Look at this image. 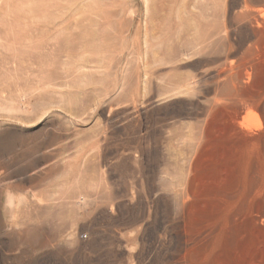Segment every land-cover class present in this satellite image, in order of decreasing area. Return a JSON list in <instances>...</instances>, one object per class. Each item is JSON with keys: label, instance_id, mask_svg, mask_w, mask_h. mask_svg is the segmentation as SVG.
Here are the masks:
<instances>
[{"label": "rangeland", "instance_id": "obj_1", "mask_svg": "<svg viewBox=\"0 0 264 264\" xmlns=\"http://www.w3.org/2000/svg\"><path fill=\"white\" fill-rule=\"evenodd\" d=\"M262 8L0 0V264H264Z\"/></svg>", "mask_w": 264, "mask_h": 264}, {"label": "bare ground", "instance_id": "obj_2", "mask_svg": "<svg viewBox=\"0 0 264 264\" xmlns=\"http://www.w3.org/2000/svg\"><path fill=\"white\" fill-rule=\"evenodd\" d=\"M246 5H247V3H246ZM262 9H264V8H262ZM240 13V12H239ZM258 14V13H257ZM241 14H239V16H240ZM251 15V14H250ZM262 15V14H261ZM236 16H238V14L236 15ZM248 16V15H247ZM241 17V16H240ZM243 18V17H242ZM245 18V17H244ZM261 18V17H260ZM262 18H264L263 16H262ZM236 21H237V19H235ZM243 20V19H242ZM252 20V19H251ZM264 20V19H263ZM238 21H239V19H238ZM245 21V20H244ZM247 21H249V25H250V27L251 26H254V25H252L253 24V22L255 23V24H257V25H259V20H258V18L254 15V17H253V20L252 21H250V20H248L247 19ZM237 24V23H236ZM262 24V23H261ZM241 25V24H240ZM247 25V24H246ZM262 25H264V23L262 24ZM256 26V25H255ZM258 26H256V28H257ZM247 28V27H246ZM252 28V27H251ZM249 29V26H248V28H247V30ZM258 29V28H257ZM251 30V29H250ZM254 30V29H253ZM257 31H259V30H257ZM256 32V31H255ZM252 34H254V33H252ZM261 34V33H260ZM250 36H253V35H251V33H250ZM255 36V35H254ZM260 36V35H259ZM258 37V36H257ZM262 37V36H261ZM260 41H261V39H260ZM264 41V40H263ZM249 42H251V41H249ZM254 42H255V40H254ZM259 43V42H258ZM248 45H249V43H248ZM255 46H256V43H255ZM263 47H264V45H262ZM258 49V48H257ZM263 52V51H262ZM264 53V52H263ZM262 53V54H263ZM264 55V54H263ZM257 57V56H256ZM260 57H261V55H260ZM264 58V57H263ZM264 60V59H263ZM258 61V60H257ZM262 61V60H261ZM259 62V61H258ZM257 62V63H258ZM253 63V62H252ZM260 63V62H259ZM257 67H258V65L257 64H255V65H253V66H251L250 67V71H248L249 73V75L251 76V77H253V79L256 77V75H257ZM259 67H261V66H259ZM247 68V67H246ZM260 69V68H259ZM232 70V69H231ZM233 71V70H232ZM221 72H223V71H221ZM227 72V71H226ZM233 72H235V71H233ZM261 72H263L264 73V66H263V68H262V71ZM218 73H220V72H218ZM217 73V74H218ZM231 73V72H230ZM222 74V73H221ZM262 75H264V74H262ZM261 75V77H263ZM247 76V75H246ZM231 77H233L234 79H235V77L232 75V76H230V78ZM248 77V76H247ZM258 77V76H257ZM227 79V78H226ZM226 79H224V80H226ZM239 79H240V77H239ZM249 79V78H248ZM251 79V78H250ZM231 80H233L232 78H231ZM248 81V80H247ZM250 81V80H249ZM248 81V82H249ZM261 81H263V80H261ZM261 81H260V83H261ZM225 81H223V83H224ZM247 82V83H248ZM253 82H255V81H253ZM240 83V82H239ZM259 83V84H260ZM228 85H229V83H227ZM226 84V85H227ZM251 84V83H250ZM225 85V84H224ZM252 85H253V83H252ZM257 85V84H256ZM263 85V86H262ZM223 86V85H222ZM262 88H263V93H264V82L260 85ZM224 87V86H223ZM258 87V86H257ZM225 89H226V87H224ZM227 88H229V87H227ZM249 88V87H248ZM253 90H254V88H252ZM252 91V90H251ZM250 91V92H251ZM249 92V93H250ZM248 95V94H247ZM259 96V94H258V91H256L255 93H254V95H253V97L252 98H255V97H258ZM248 97H249V95H248ZM245 99V98H244ZM248 99V98H247ZM250 99V98H249ZM263 99V98H262ZM260 100V101H263V100ZM251 100H253V99H251ZM254 102H255V100H253ZM245 102V101H244ZM253 102V103H254ZM256 103V105H255V107H248L247 109L246 108H243L241 105V107L240 108H238L237 109V113L238 114H244V113H246V116L248 117V118H250L251 120H253V124H254V128H249V127H247L248 129H238V133L241 135V136H243L244 138H243V140L245 141V145H253V144H255V145H258V143L260 144V146H264V130L262 131V133H261V131H259L258 129H256V128H261V127H263L264 128V106H257V102H255ZM260 104V103H259ZM262 104H264V103H261V105ZM253 105V104H252ZM244 106V105H243ZM248 106V105H247ZM246 107V106H245ZM247 118V119H248ZM250 121V120H249ZM245 128V127H244ZM240 139H242L241 137H240ZM241 141V140H240ZM242 143V142H241ZM239 145V144H238ZM243 145V144H242ZM251 192H253V190L252 189H249V191L248 192H245L244 193V197H243V199L241 200V201H245V202H247L248 201V197H249V194L251 193ZM244 202V204H246ZM262 202H264V198H263V200H262ZM248 206V205H247ZM247 206H245L243 209L242 208H240V209H238V211H236L235 212V214H234V220L235 221H238V223H239V226H238V228L236 227L235 229H236V231H235V234H236V236H235V242H236V244H238L239 245V248L241 247V249H242V253L240 254L239 253V251L240 250H238V256L239 257H237V258H241V257H245L246 258V256H248V249L249 248H251V247H249V236L251 235L250 234V232H249V229H250V227L253 225H255V223L258 221V218L259 217H263L264 216V211H263V209H260V210H258V209H256L257 210V212H256V214L254 215V217H252L250 220H249V217H247L245 220H244V224H245V226H243L242 225V228H241V222H240V220H239V217H241V215H242V213L243 212H245V210H246V208H247ZM260 207V206H259ZM264 208V207H263ZM245 215H247V214H245ZM262 219V218H261ZM252 223V224H251ZM237 224V223H236ZM251 224V225H250ZM248 225H250L248 228H247V226ZM243 227H244V230H247L245 233V237L243 236V238H244V240H243V238H242V236L240 235V232H241V230L243 229ZM264 237V236H263ZM262 237V238H263ZM260 238V237H259ZM261 239V238H260ZM262 242V241H261ZM263 243V242H262ZM262 246V245H261ZM254 247V246H253ZM238 248V249H239ZM254 248H256V247H254ZM259 248V247H258ZM251 250V249H250ZM261 250V249H260ZM237 252V251H236ZM258 252V251H257ZM236 254V253H235ZM254 254V253H253ZM252 254V255H253ZM251 254H250V256H252ZM250 256H249V258H250ZM263 256V255H262ZM259 257V256H258ZM244 258V259H245ZM250 259H252V258H250ZM240 260V259H239ZM260 261V260H259ZM249 262V261H248ZM245 263V262H244ZM252 263V262H251Z\"/></svg>", "mask_w": 264, "mask_h": 264}]
</instances>
